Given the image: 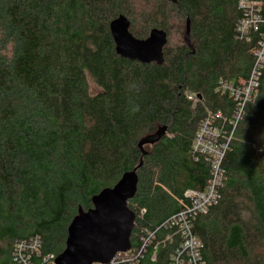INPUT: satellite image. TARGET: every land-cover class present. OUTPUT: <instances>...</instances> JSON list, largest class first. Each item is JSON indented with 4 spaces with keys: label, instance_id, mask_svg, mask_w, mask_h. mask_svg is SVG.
Here are the masks:
<instances>
[{
    "label": "trees",
    "instance_id": "obj_1",
    "mask_svg": "<svg viewBox=\"0 0 264 264\" xmlns=\"http://www.w3.org/2000/svg\"><path fill=\"white\" fill-rule=\"evenodd\" d=\"M240 1L0 0V264L35 237L42 255H60L79 209L141 161L128 202L132 251L117 264H171L180 238L165 224L186 191L209 181L206 160L192 155L194 138L209 112H235L219 82L240 87L254 65L260 35L238 40ZM251 1L264 15V0ZM120 16L138 40L167 33L162 65L117 55L110 25ZM224 168L222 200L193 227L203 259L264 264V72Z\"/></svg>",
    "mask_w": 264,
    "mask_h": 264
},
{
    "label": "built area",
    "instance_id": "obj_2",
    "mask_svg": "<svg viewBox=\"0 0 264 264\" xmlns=\"http://www.w3.org/2000/svg\"><path fill=\"white\" fill-rule=\"evenodd\" d=\"M239 10L242 19L238 24L237 38L251 44L258 36L256 48L252 53L254 65L246 82L240 86L220 81L218 92L227 95L236 103L235 112L227 119L221 112H209L204 118L192 144V155L196 161L205 159L208 164L209 181L203 191L188 190L178 203L181 211L171 217L165 226L175 230L180 243L172 256L171 264H206L201 254L202 243L194 233L197 219L206 216L210 209L219 205L222 200L226 171L224 162L230 150L235 130L241 121L245 108L255 101L264 72V15L262 6L251 0H241ZM193 106L199 102L196 96L188 94ZM144 211L142 212V214ZM144 241L139 252L133 253L140 258L147 246ZM42 241L39 237L18 241L15 245L11 264H55L56 256L41 254ZM131 253V252H130ZM119 254L109 264H117L129 254ZM134 259V258H133Z\"/></svg>",
    "mask_w": 264,
    "mask_h": 264
},
{
    "label": "water",
    "instance_id": "obj_3",
    "mask_svg": "<svg viewBox=\"0 0 264 264\" xmlns=\"http://www.w3.org/2000/svg\"><path fill=\"white\" fill-rule=\"evenodd\" d=\"M168 1L176 4V0ZM130 27L125 16L118 17L110 25L117 55L143 65H162L164 48L168 43L167 33L153 29L146 40H138L131 34ZM190 32L188 19L184 40L193 51ZM142 165L143 161L137 169L125 173L113 188L104 189L94 196L91 209H79L68 227L65 250L57 256L55 264H109L117 255L132 251L136 215L129 209L128 202L137 194V171Z\"/></svg>",
    "mask_w": 264,
    "mask_h": 264
},
{
    "label": "rangeland",
    "instance_id": "obj_4",
    "mask_svg": "<svg viewBox=\"0 0 264 264\" xmlns=\"http://www.w3.org/2000/svg\"><path fill=\"white\" fill-rule=\"evenodd\" d=\"M172 38H173L174 42H179L180 41V38L182 39V37H180L178 31H175V34L173 35Z\"/></svg>",
    "mask_w": 264,
    "mask_h": 264
}]
</instances>
